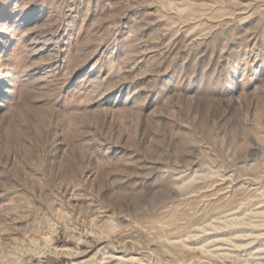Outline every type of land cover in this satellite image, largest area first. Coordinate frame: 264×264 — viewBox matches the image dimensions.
I'll list each match as a JSON object with an SVG mask.
<instances>
[{
    "label": "rangeland",
    "instance_id": "374dc122",
    "mask_svg": "<svg viewBox=\"0 0 264 264\" xmlns=\"http://www.w3.org/2000/svg\"><path fill=\"white\" fill-rule=\"evenodd\" d=\"M0 264H264V0H0Z\"/></svg>",
    "mask_w": 264,
    "mask_h": 264
}]
</instances>
